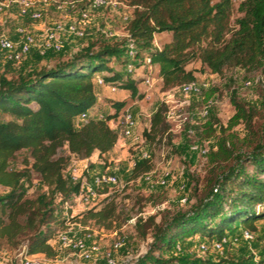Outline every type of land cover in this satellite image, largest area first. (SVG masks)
Wrapping results in <instances>:
<instances>
[{
	"label": "trees",
	"instance_id": "trees-1",
	"mask_svg": "<svg viewBox=\"0 0 264 264\" xmlns=\"http://www.w3.org/2000/svg\"><path fill=\"white\" fill-rule=\"evenodd\" d=\"M127 1L133 5L127 24L129 36L137 53L147 52L151 62L158 64L162 90L195 80L196 68L186 67L193 59L220 75L241 67L258 75V95L264 109V0L240 1L238 9L242 13L235 18L237 28L228 38L226 17L231 0ZM164 30L171 32V39L153 47V34ZM121 44L115 41L94 47L89 42L29 76L0 74V184L8 188L0 194V238L6 239L10 247L24 241L26 253L41 251L52 256L54 246L50 240L65 222L58 214V204L78 189V184L66 177V166L73 159L89 158L95 152L104 157L117 143L119 132L109 119L119 114L126 99L106 98L115 109L113 113L101 117L91 114L79 123L75 118L99 105L93 77L103 69L107 72L101 74L102 81L128 88L131 95H142L132 79L110 65V58L120 57L124 51ZM230 99L234 105L230 124L242 120L251 129L255 108H247L237 99L235 87L230 88ZM166 109L167 104L161 101L151 113L149 125L142 129L144 140H169ZM218 122L211 115L201 123L209 131L205 136L214 135ZM220 128L225 130L222 124ZM235 143L227 134L217 136L216 148L207 151L211 166L206 191L190 208L164 222H156L153 216L144 221L138 218V234L145 238L150 233L147 248L138 260L174 264L172 257L162 255V251L183 237L200 234L210 240L221 238L231 233L230 229H237L239 226H233L238 222L251 231L257 228L255 221L264 218V143L248 142L250 148L243 153H236ZM22 149H28V154L21 158L22 167L14 168L10 161ZM109 163L105 160L102 165ZM221 163L224 167L220 169ZM153 168L151 156L138 158L130 175L138 177ZM34 179H39L46 189L27 196L24 184L29 186ZM115 212L116 205L111 200L81 214L109 227ZM246 263L244 259L236 264Z\"/></svg>",
	"mask_w": 264,
	"mask_h": 264
},
{
	"label": "rangeland",
	"instance_id": "rangeland-1",
	"mask_svg": "<svg viewBox=\"0 0 264 264\" xmlns=\"http://www.w3.org/2000/svg\"><path fill=\"white\" fill-rule=\"evenodd\" d=\"M231 1L226 17L225 38H228L231 31L237 28L235 18L242 13L238 9L241 0ZM57 4L63 6L58 8ZM85 9L89 10V18L79 22L84 28L85 35L83 37L67 39L63 49L59 52L45 56L32 53L20 61L8 59L0 51V74L3 73L8 77L29 76L37 68L62 60L89 42H93L94 47H97L102 43L121 41L124 51L120 57L112 56L110 65L122 76L132 79L138 93L142 95H131L128 88H125L127 89L125 91L122 87L113 86L104 81L99 82L98 79L102 78L101 74L107 72L106 69H103L98 72L100 75H95L99 105L92 115L99 117L108 112H114L115 109L106 100L107 97L126 99L127 103L124 108L128 107L136 114V132L142 134V129L149 125L151 113L164 98H168L169 104L185 101L182 111H185L188 119L182 123L181 127H178L175 121H170L169 140L163 138L159 142L153 143L144 139L133 141L127 137L125 143L117 142L104 157L98 156L95 152L89 158H77L78 163L82 165L91 163L93 166L102 164L106 160L118 170L119 183L107 188V193L92 203L74 204L70 196L68 206H65L64 203L58 204V214L60 218H65V222L59 230H68L76 235L90 231L95 235L100 250L94 258L86 260L72 250L62 247L53 237L50 242L54 246V254L49 256L41 251L36 252L39 261L37 264H105L104 253L118 238L124 239L121 247L115 251L118 264H151L138 260L145 252L150 239V233H147L145 238L138 234L136 230L138 218L141 217V221H144L148 216H153L156 222L167 221L174 214L190 208L206 191L211 166L209 155L193 151L190 144L201 141L209 149H215L217 136L227 134L237 144L236 153H243L250 148L249 143L251 142L261 141L264 143V109L260 105L258 95V75L245 72L241 67L230 68L225 71L224 75H220L211 71L207 66L201 67L200 61L193 59L186 67L196 68L197 81L206 82L207 87H203L198 94L187 95L181 93L179 85L162 90V81L158 79V73L155 71L157 64L149 67L144 60L147 52L138 50L137 53L129 36L127 24L132 16L133 5L127 0H106V3L98 8H90V0H52L41 20L28 21L27 23L39 36L42 31L40 28L33 27L36 24L46 22L48 26L56 20L78 17L80 11ZM16 19L9 11L1 10L0 29L11 30L16 24ZM170 39V31H157L153 34L152 46L159 47ZM206 41L207 39L203 43ZM146 75L151 77V87L145 86L143 83V76ZM247 79L251 80L249 84L245 82ZM262 80L264 81V75H262ZM231 87L236 88L237 99L244 102L247 108H255L251 119V129L242 120L233 124L229 122V118L234 112V105L230 99ZM146 89L152 90L149 99H145L143 96ZM168 90L171 91L169 95H166ZM211 97L214 102L209 108L206 119L215 115L219 122L216 124L214 135L205 136L209 131L204 129L205 126L201 124L202 118L198 116V112L206 100ZM80 121V119L75 120L76 123ZM109 121L110 125L119 132L120 128L110 119ZM221 124L225 127L224 131L220 128ZM188 127H193L194 132L188 133L186 131ZM143 151L148 152L152 158L154 167L151 173L152 180H146L143 175L138 177L130 175L134 161L140 158ZM27 154L28 149L20 150L16 158L10 161V165L14 168H21V158ZM166 167L171 171V177L167 184L160 185L156 179ZM223 167L224 163H221L219 168ZM183 182H186L184 190L181 188ZM24 187L27 196H34L46 189L39 179H34L29 186L24 184ZM7 190L6 186L0 184V194ZM184 195L188 197L186 201L181 200ZM111 200L116 205L115 219L111 222V226L106 227L98 224L94 219L83 218L81 212L90 207L100 208ZM70 204L72 207L69 206ZM72 216L77 217L72 219ZM255 224H257V228L252 229L253 238L251 240L246 241L238 238V240L225 244L221 252L211 246L200 248L199 243L205 239L210 240V238L194 234L179 239L169 249L163 250L162 255L172 257L174 264H236L244 259L251 264H264L262 261L264 259V218L256 220ZM238 226L245 227V224L238 222L233 227ZM238 230V228L235 230L232 228L229 232L234 231L237 234ZM24 247V241L15 247H10L6 239L0 238V259L7 260L10 264H21L20 256Z\"/></svg>",
	"mask_w": 264,
	"mask_h": 264
},
{
	"label": "built area",
	"instance_id": "built-area-1",
	"mask_svg": "<svg viewBox=\"0 0 264 264\" xmlns=\"http://www.w3.org/2000/svg\"><path fill=\"white\" fill-rule=\"evenodd\" d=\"M51 2L52 0H0V11L7 10L12 16L17 18L16 24L11 30L0 29V51L3 52L8 59L20 61L21 59L28 57L31 53H36L39 56L56 53L63 49L67 39L81 38L85 35L84 28L79 22H83L89 18L88 9L81 10L78 17L53 21L43 28V31L39 36L36 35L27 22L41 20L44 12L47 10L48 4ZM105 3L106 0H90V8H98ZM62 6V4H57L58 8H61ZM144 58L148 66L151 67L153 63L150 60V56L146 54ZM150 78L149 75L143 76L142 80L145 86H152ZM98 81L101 82L102 78H99ZM245 82L249 84L251 80L247 79ZM207 85L206 82L200 83L195 79L182 83L178 88L184 95L198 94L202 91V88L207 87ZM151 91V89L145 90L143 94L145 99L150 98ZM170 91L171 90L166 91L165 94L169 95ZM163 101L167 104L165 112L166 119L169 122L175 121L176 125L181 127L182 123L188 119L185 111H182L185 101L182 100L173 104L168 103V98H164ZM213 102L214 99L212 97L208 98L199 110L198 116L202 118L201 123L206 119L209 113V108ZM91 114L92 109L84 111L77 117V119L85 120ZM112 122L120 128L119 135H121V137L128 136L133 141H140L143 139L141 133H137L135 130L137 123L136 114L128 107L121 109L116 118H112ZM186 131L188 133H193L194 128L188 127L186 128ZM190 148L199 154H207L209 149V147L205 146L204 142L201 141H196L195 143L190 144ZM149 156L150 154L148 152L143 151L140 158H147ZM76 160L77 159L71 160L64 170L68 180L71 183L78 184L77 191L71 194L74 204H90L92 201L105 195L107 193V188L119 183L118 170L114 165L97 164L89 167L88 164L82 165ZM151 173L152 170L141 175H143L146 180H152ZM170 177L171 171L166 167L158 176L156 182L160 185L167 184ZM181 188L183 190L186 188V182L181 184ZM187 199V195L181 197L182 201H186ZM64 204L65 206H68V200H66ZM69 206L72 207V204ZM238 229L237 234L228 233L221 238H212L211 240L205 239L199 243V247L204 249L211 246L213 249L221 252L225 244L227 245V243H231L233 240H238V238H240L249 241L253 238V233L250 229L243 226H239ZM54 237L62 247L72 250L86 260L94 258L95 254L100 250L95 235L90 231L76 235L68 230H58ZM123 241V238L114 240L111 248L105 251V264H118L115 251L121 247ZM20 261L21 264H37L39 262L37 259V253L28 254L24 249L21 252ZM0 264L10 263L7 260L0 259Z\"/></svg>",
	"mask_w": 264,
	"mask_h": 264
},
{
	"label": "crops",
	"instance_id": "crops-1",
	"mask_svg": "<svg viewBox=\"0 0 264 264\" xmlns=\"http://www.w3.org/2000/svg\"><path fill=\"white\" fill-rule=\"evenodd\" d=\"M47 24H46V22H41V23H38V24H36L35 26H33V27H35L36 29H38V28H40L41 29V31H43V28L46 26ZM156 65L157 63H153L152 65ZM155 71L157 72L158 71V64L156 65V69H155ZM95 75H100L98 72L95 74ZM95 77L96 76H94L93 77V81H94V88H95V92H96V94H97V91H96V87H97V85H96V81H95ZM158 79L161 81V78L160 77H158ZM125 91H127V89H125V88H123ZM97 97H98V94H97ZM116 99V98H115ZM98 101H99V99H98ZM125 107V106H124ZM123 107V108H124ZM123 108H121V109H123ZM97 109V106H94L93 107V109H92V113L93 112H95V110ZM120 109V110H121ZM108 113H110V112H108ZM112 118L113 119H115L116 118V116H114V117H111L110 118V120L112 121ZM77 119V117L75 118V120ZM110 122V121H109ZM113 123V122H112ZM114 124V123H113ZM114 128V127H113ZM137 129V125L135 126V130ZM120 136V135H119ZM127 137L128 136H123V137H119V139H118V141L117 142H120V143H122V142H126L127 141ZM129 138V137H128ZM116 145V144H115ZM91 157V156H90ZM53 245V244H52Z\"/></svg>",
	"mask_w": 264,
	"mask_h": 264
}]
</instances>
